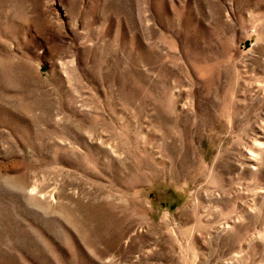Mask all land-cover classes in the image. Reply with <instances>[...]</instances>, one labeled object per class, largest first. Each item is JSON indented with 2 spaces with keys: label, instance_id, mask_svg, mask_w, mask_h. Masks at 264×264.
I'll list each match as a JSON object with an SVG mask.
<instances>
[{
  "label": "rangeland",
  "instance_id": "374dc122",
  "mask_svg": "<svg viewBox=\"0 0 264 264\" xmlns=\"http://www.w3.org/2000/svg\"><path fill=\"white\" fill-rule=\"evenodd\" d=\"M0 264H264V0H0Z\"/></svg>",
  "mask_w": 264,
  "mask_h": 264
}]
</instances>
